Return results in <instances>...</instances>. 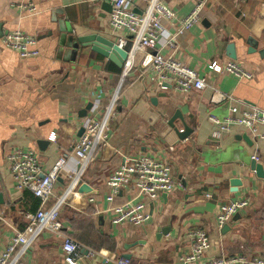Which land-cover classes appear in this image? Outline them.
Wrapping results in <instances>:
<instances>
[{
	"label": "crops",
	"instance_id": "obj_1",
	"mask_svg": "<svg viewBox=\"0 0 264 264\" xmlns=\"http://www.w3.org/2000/svg\"><path fill=\"white\" fill-rule=\"evenodd\" d=\"M160 1L177 18L203 4L200 22L178 37L173 48L161 50L204 76L202 91L180 93L170 84L158 89L150 80L155 50L132 49L128 36L125 50L131 54L122 68L90 48L72 47V40L90 34L117 44L121 35L110 30L111 8L108 11L104 2L0 0V253L16 232L28 233L39 208L31 192L15 189L6 161L11 150L22 148L37 154L42 174L63 160L45 208L57 204L61 232L86 249L79 264H117L127 255L130 264H184L179 257L190 253L188 234L196 229L210 241L203 261L233 255L264 257V177L249 169L255 157L264 172V125L256 135L232 125L214 140L216 128L210 120L264 110V0ZM148 4L149 0H128V9L140 14ZM60 24L66 26L64 31ZM17 30L37 39L39 56L22 60L4 48L3 37ZM229 44L234 60L227 55ZM214 61L221 65L234 61L250 79L215 74L207 69ZM112 100L108 138L72 187L73 148L82 124L99 119ZM175 112L192 134L170 147L164 143L166 122ZM175 125L182 128L177 118ZM143 155L170 165L173 192L149 200L122 189L107 202L108 177L125 159ZM80 181L93 193H80ZM236 198L247 199L249 207L219 228V206ZM135 200H141L150 220L141 226L112 224L111 208ZM87 250L95 255L88 256ZM23 260L65 264L60 238L41 232Z\"/></svg>",
	"mask_w": 264,
	"mask_h": 264
},
{
	"label": "built area",
	"instance_id": "obj_2",
	"mask_svg": "<svg viewBox=\"0 0 264 264\" xmlns=\"http://www.w3.org/2000/svg\"><path fill=\"white\" fill-rule=\"evenodd\" d=\"M97 1L111 6L109 26L114 34L121 35L117 38L119 48L126 49L128 36L132 49L155 50L151 57L150 80L158 89H165L166 85L170 84L178 92L187 94L202 91L206 87L207 82L204 76L176 58L164 56L161 52L165 47L173 48L178 37L186 34L200 22L202 3H198L187 16L177 18L175 13L160 0H149L147 8L140 14L128 9V0ZM27 9L31 11L30 6H27ZM162 36L167 38L163 40ZM2 44L4 48L14 51L22 60L39 56V51L36 49L37 39L19 30L7 33L2 39ZM207 69L215 74H227L237 80L250 79V74L234 61L224 65L214 61L208 65ZM114 102L112 100L104 108L99 119L83 122V133L73 148L76 168L70 186H75L97 148L106 142ZM231 111L236 113L235 108ZM210 120L216 128L212 134L214 140L220 139L232 125L243 126L250 134L256 135L259 126L264 125V110L254 109L243 112L240 117H228L224 120L211 116ZM252 159L257 162L255 157ZM6 161L15 189L31 192L39 200V208L31 218L28 233L16 232L10 238L6 248L0 253V264H26L23 260L24 253L34 238L45 231L60 238L65 264H79L86 249L61 232L59 206L56 204L49 209L45 208L53 195L54 184L63 160L56 163L54 169L47 174L41 173L37 154L30 149L15 148L9 152ZM106 185L111 190L106 197L107 202H111L122 189H132L141 198L155 200L162 194L173 192L175 181L169 164L149 155H143L137 159H125L124 163L108 177ZM248 207L249 201L244 198L231 199L221 204L216 218L219 228L228 224L234 215ZM111 212L114 214L112 219L114 225L141 226L150 220V215L144 210L141 200L113 207ZM188 239L191 242L190 253L179 257L184 264H264V257L260 255L222 256L203 261L205 253L210 248L207 234L203 230L196 229L188 234ZM87 251L88 256L95 255L93 251ZM117 264L130 263L124 259L119 260Z\"/></svg>",
	"mask_w": 264,
	"mask_h": 264
},
{
	"label": "water",
	"instance_id": "obj_3",
	"mask_svg": "<svg viewBox=\"0 0 264 264\" xmlns=\"http://www.w3.org/2000/svg\"><path fill=\"white\" fill-rule=\"evenodd\" d=\"M202 2L203 0H198ZM106 5L105 7L107 8L108 11H110V5L108 3L104 4ZM65 25L60 24V28L64 31L65 30ZM255 41L251 39V45H254ZM72 47H80L82 48H90V50L94 53H96L99 56L104 57L105 59L113 62L116 66L119 68H122L124 65V62L126 61L128 55H127V50L121 49L118 47L117 44H115L113 41L108 40L98 34H90V35H85L82 37L77 38L76 40H72L71 42ZM227 55L230 59H235L234 56V49L233 45L229 44L227 46ZM91 107V104H89L86 107V110H88ZM81 114L85 115V112L83 111ZM176 118L180 121L182 128L179 129L175 125ZM167 126L169 128V131L167 132V138L164 141V143L167 146L173 147L176 144H179L180 142L186 140L191 134L192 131L187 127L185 124L183 117L179 112H175L174 116L169 119L167 122ZM83 133V128L80 129L79 134L81 135ZM242 139L244 141H248V138L246 136H242ZM202 150H200L201 152ZM249 169L255 173L257 177L263 178L264 177V172H263V167L260 164H257L255 160H251L249 162ZM79 184V192L80 193H86V194H92L91 188L84 184L81 183V181L78 183ZM3 203V197L0 194V204ZM123 259L129 260L130 256H124Z\"/></svg>",
	"mask_w": 264,
	"mask_h": 264
},
{
	"label": "trees",
	"instance_id": "obj_4",
	"mask_svg": "<svg viewBox=\"0 0 264 264\" xmlns=\"http://www.w3.org/2000/svg\"><path fill=\"white\" fill-rule=\"evenodd\" d=\"M37 205L39 206V201H38V200H37L36 206H37Z\"/></svg>",
	"mask_w": 264,
	"mask_h": 264
}]
</instances>
